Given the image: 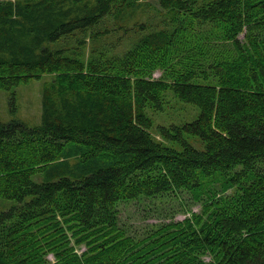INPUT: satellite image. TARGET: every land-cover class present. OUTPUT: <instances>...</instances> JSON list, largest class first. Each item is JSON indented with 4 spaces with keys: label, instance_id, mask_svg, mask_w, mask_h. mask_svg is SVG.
I'll use <instances>...</instances> for the list:
<instances>
[{
    "label": "trees",
    "instance_id": "obj_1",
    "mask_svg": "<svg viewBox=\"0 0 264 264\" xmlns=\"http://www.w3.org/2000/svg\"><path fill=\"white\" fill-rule=\"evenodd\" d=\"M156 4L0 0V89L48 76L39 126L0 122V264H264V0ZM179 103L196 118L166 123ZM216 175L234 193L200 213L117 226L121 203L201 200Z\"/></svg>",
    "mask_w": 264,
    "mask_h": 264
},
{
    "label": "rangeland",
    "instance_id": "obj_2",
    "mask_svg": "<svg viewBox=\"0 0 264 264\" xmlns=\"http://www.w3.org/2000/svg\"><path fill=\"white\" fill-rule=\"evenodd\" d=\"M153 5L156 7V0H152ZM159 11V10H158ZM148 22L152 28H163L164 25L160 22V18L153 13ZM131 26V24H130ZM133 37V36H132ZM131 37V39H133ZM125 43V47H119L120 51L126 50L130 45V36ZM123 38V39H124ZM243 36H239L242 40ZM226 48L231 49L229 43H226ZM160 75V71L154 72L153 77L156 79ZM48 76L40 80H31L24 84L12 86L8 90L0 89V122L8 123L11 120L24 122L30 127H36L41 122V99L43 91L48 87ZM169 99V98H168ZM176 109H167L165 114L169 119L166 123L181 121H192L197 116V111L192 107L182 104L173 105ZM157 122H161L162 118L156 117ZM189 141L196 149H203V143L198 138H190ZM264 166V164H262ZM227 179L225 175H216L211 179L204 181L207 187V192L202 196L201 200H196L193 194L187 190H179L177 192H170L167 197L163 196L160 199L143 200L141 202L121 203L117 208L118 221L117 226L124 229L126 234L137 236L140 238L145 237L152 233L157 228L167 225L168 223L182 222L185 218H189L192 213H200L202 200L213 193L220 195H231L234 189H229L227 192L222 193V184ZM14 204V201L0 198V211L7 210ZM73 245V242L71 241ZM86 248L82 245L77 248L75 252L81 255ZM198 250L196 254L199 261L208 263L212 260L211 252L209 250ZM49 262H53V255L49 254L45 257Z\"/></svg>",
    "mask_w": 264,
    "mask_h": 264
}]
</instances>
